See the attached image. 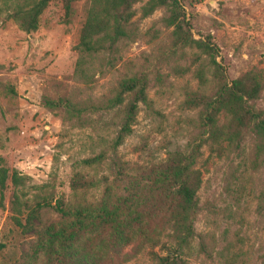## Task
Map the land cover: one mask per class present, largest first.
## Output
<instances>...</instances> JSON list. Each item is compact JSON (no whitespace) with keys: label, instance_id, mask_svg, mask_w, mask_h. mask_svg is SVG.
Listing matches in <instances>:
<instances>
[{"label":"rangeland","instance_id":"1","mask_svg":"<svg viewBox=\"0 0 264 264\" xmlns=\"http://www.w3.org/2000/svg\"><path fill=\"white\" fill-rule=\"evenodd\" d=\"M145 1L134 6L137 36L133 42H123L114 68L101 75L100 60L87 58L90 81L75 74V46L90 0H72L69 15L61 0H52L38 29L29 34L6 19L9 6L0 4V165L8 172L0 189V264L28 263L36 232L60 221L56 200H97L106 187L124 196L126 181L118 179V188L113 185L115 161L126 163L128 173L134 174L161 162L169 151H190L197 145L202 184L195 236L184 257L187 264H264V150H257L263 138L250 127L235 147L203 143L208 133L199 110L188 109L183 102L189 91L213 93L212 66L196 48L173 46V28L163 22L165 9L141 19L139 9ZM181 4L184 32L216 46L215 60L224 82L247 72L264 78V0H181ZM138 71L148 75L154 112L140 105L133 133L118 148L117 160L108 146L115 116L85 115L79 127L63 120L62 109L44 105L46 99H106L122 77ZM157 72L161 83L156 82ZM249 105L264 112V88ZM101 150L106 153L102 164L81 165L82 159ZM14 171L27 178L19 186L11 181ZM74 172L100 183L74 196L70 188ZM45 202L50 206L38 208L28 218L30 209ZM154 252L167 253L159 247ZM124 253L128 255L123 264L156 262L147 248L136 251L129 245Z\"/></svg>","mask_w":264,"mask_h":264},{"label":"trees","instance_id":"2","mask_svg":"<svg viewBox=\"0 0 264 264\" xmlns=\"http://www.w3.org/2000/svg\"><path fill=\"white\" fill-rule=\"evenodd\" d=\"M51 1L0 0V4L9 6L6 19L13 20L20 30L29 34L38 29L39 18ZM61 1L65 14L69 15L72 0ZM141 2L143 0H90L75 46L78 53L76 75L87 81L92 79L93 75L88 74L87 58L100 60L97 72L101 75L117 65L123 42H133L137 36L133 19L138 11L134 6ZM162 8L167 12L163 22L173 28V46L196 48L212 66L213 93L189 91L183 102L186 108L199 110L203 128L208 133L203 143L235 147L243 131L251 127L263 138L257 147L258 152H262L264 112L255 110L249 102L258 99L264 88V78L247 72L229 84L224 82L215 60L216 46L188 37L184 32L181 0H146L139 9L140 18H148ZM198 77L201 80V74ZM156 82L161 83L158 72ZM148 89V75L138 71L122 77L106 99L86 102H74L69 98L46 99L44 105L50 110L62 109L63 120L79 127L84 125L85 115L115 116L114 136L108 146L111 156L117 160L118 148L133 133L140 105L147 112H154ZM105 154L101 150L80 163L89 168L99 166L105 161ZM199 157L200 145L190 151L176 149L167 152L161 162L143 166L134 174L128 173L131 170L126 163L115 161L113 185L118 188L115 187L118 179H124L125 195L112 194L106 187L97 200L75 203L56 200L54 207L60 221L36 232V242L27 264H123L128 255L124 250L129 245H134L136 251L149 249L155 264H187L184 257L195 236L197 194L202 184V172L197 167ZM7 178L6 168L0 165V189L4 188ZM25 179L15 171L11 175L15 186ZM99 183L74 172L70 184L72 195L91 190ZM44 205L50 206V203H37L36 208L30 209L28 218ZM157 247L167 253L159 255L154 252Z\"/></svg>","mask_w":264,"mask_h":264}]
</instances>
